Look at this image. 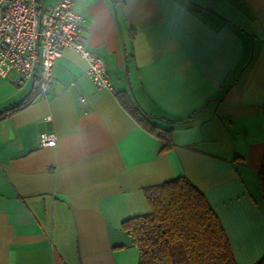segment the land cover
Returning a JSON list of instances; mask_svg holds the SVG:
<instances>
[{"label": "crops", "instance_id": "1", "mask_svg": "<svg viewBox=\"0 0 264 264\" xmlns=\"http://www.w3.org/2000/svg\"><path fill=\"white\" fill-rule=\"evenodd\" d=\"M44 8L56 0H40ZM97 88L70 47L43 95L0 75V264H137L122 222L183 176L237 264L264 257V0H73ZM47 117H50L49 119ZM51 132L53 146L38 136ZM170 136L165 149L158 133Z\"/></svg>", "mask_w": 264, "mask_h": 264}, {"label": "trees", "instance_id": "2", "mask_svg": "<svg viewBox=\"0 0 264 264\" xmlns=\"http://www.w3.org/2000/svg\"><path fill=\"white\" fill-rule=\"evenodd\" d=\"M34 96L32 91L30 98ZM157 136L162 148L170 146L169 135L159 132ZM258 182L264 195V160ZM144 194L150 211L121 225L138 249L137 264H237L218 216L189 180L175 177L147 186ZM255 264H264V257Z\"/></svg>", "mask_w": 264, "mask_h": 264}, {"label": "built area", "instance_id": "3", "mask_svg": "<svg viewBox=\"0 0 264 264\" xmlns=\"http://www.w3.org/2000/svg\"><path fill=\"white\" fill-rule=\"evenodd\" d=\"M83 21L84 17L74 12L73 0H56L48 8L40 0H0V75L17 72V84L34 77L35 92L43 95L53 63L61 49L70 47L86 59L93 84L110 90L105 63L78 37ZM55 139L54 133L41 132L37 141L46 147L55 145Z\"/></svg>", "mask_w": 264, "mask_h": 264}]
</instances>
